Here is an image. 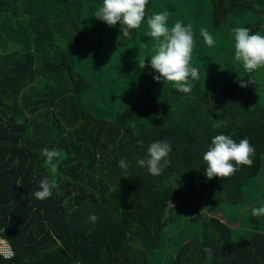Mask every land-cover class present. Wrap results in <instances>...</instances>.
<instances>
[{
    "label": "trees",
    "instance_id": "trees-1",
    "mask_svg": "<svg viewBox=\"0 0 264 264\" xmlns=\"http://www.w3.org/2000/svg\"><path fill=\"white\" fill-rule=\"evenodd\" d=\"M155 1L148 0L141 24ZM211 1L217 28L258 24L257 31L264 24V0ZM102 3L0 0V234L14 251L11 259L0 255V264H151L176 209L197 230L177 249L175 264H264L257 206L246 220L250 234L237 241L222 220L237 221L232 206L246 203V189L263 168L264 106L255 76L241 74L254 81L242 87L239 75L224 74L216 94L205 92L200 79L188 94L166 87L160 99L143 96L104 119L83 101L93 84L77 63ZM115 27L124 44L140 31L124 37L119 22ZM218 134L237 143L247 138L255 148L253 164L223 180L208 179L203 161ZM155 141L172 149L160 175L138 163ZM44 148L61 153L59 188L38 200L32 193L49 175Z\"/></svg>",
    "mask_w": 264,
    "mask_h": 264
},
{
    "label": "rangeland",
    "instance_id": "rangeland-1",
    "mask_svg": "<svg viewBox=\"0 0 264 264\" xmlns=\"http://www.w3.org/2000/svg\"><path fill=\"white\" fill-rule=\"evenodd\" d=\"M212 8L211 0H156L148 18L154 13L167 11L169 28L177 21L185 26H192L195 42L190 64L199 69L200 83L205 92L219 93L222 90L221 84L228 79L224 74L232 76L235 73L230 79L239 74L253 75L259 83L261 103L264 106V69L247 73L242 63L235 61L232 33L234 27L244 26L250 29V34L264 35V24L259 25L261 28L257 31L258 24H223L222 28H217L212 22ZM147 20L145 24H141L138 37L132 35L127 44L122 40L118 41L121 33L115 26H109L98 19H93L94 24H89L88 41L82 50V59H78L77 63H80V72L93 84L92 89L84 94L83 101L104 119L114 120L119 112L137 104L141 97L151 95L160 99L166 87H175L171 82H157L154 79L159 73L150 66L155 40L148 35ZM254 20L253 16L248 17L249 22L253 23ZM201 28H206L213 36V46L209 47L204 42L200 35ZM141 36L145 38L142 39ZM141 58L146 60L143 69L138 67V60ZM250 183L252 185L246 189V203L232 206L237 211V221L233 222L227 216L222 219L228 221L236 232V241L250 234L246 220L250 219L251 207H264V162L261 173ZM172 217L171 230L161 241L159 252L151 264H175L177 249L184 239L190 238L197 230L189 225V214L176 209Z\"/></svg>",
    "mask_w": 264,
    "mask_h": 264
},
{
    "label": "clouds",
    "instance_id": "clouds-1",
    "mask_svg": "<svg viewBox=\"0 0 264 264\" xmlns=\"http://www.w3.org/2000/svg\"><path fill=\"white\" fill-rule=\"evenodd\" d=\"M147 4L148 0H103L94 17L106 22L109 26H115L119 22L122 35L128 37L131 30L140 28ZM168 19V12L163 11L154 13L147 20L148 35L155 40L154 54L150 56V66L159 73L154 76L157 82L161 80L171 82L180 92L188 94L193 88L191 81H197L200 77L199 69L190 64L195 42L193 29L190 24L185 26L180 21L169 28ZM232 33L235 61L241 62L247 73L264 69V35L250 34V29L244 26L234 27ZM200 35L209 47L214 45L213 36L206 28L200 29ZM145 66L146 60L139 59L138 67L143 69ZM244 77L239 74L242 87H246L248 82H254L250 78L249 81H245ZM223 123V121L217 122L213 127L220 128ZM171 151L167 141L152 142L147 149V158L139 159V166L147 167L152 175H160L163 167L170 164L167 157ZM254 153L255 148L247 138L237 143L230 135L214 136L208 150L203 154V161L207 166L205 169L207 178L218 177L223 180L234 175L238 166L250 167L253 164ZM42 155L45 157L43 164L48 169L49 175L39 181V190L32 193L38 200L51 197L52 190L59 188L55 178L58 170L55 161L61 153L58 150L44 148ZM119 167L126 171L128 164L121 159ZM252 215L257 217L264 215V207L253 208ZM90 220L95 222L97 217L91 215ZM0 254L5 259H11L13 255L9 246L2 240H0Z\"/></svg>",
    "mask_w": 264,
    "mask_h": 264
},
{
    "label": "built area",
    "instance_id": "built-area-1",
    "mask_svg": "<svg viewBox=\"0 0 264 264\" xmlns=\"http://www.w3.org/2000/svg\"><path fill=\"white\" fill-rule=\"evenodd\" d=\"M0 240H2V241H4L8 246H9V248H10V250H11V252H12V257L14 256V251H13V247L11 246V244L8 242V240H6L4 237H3V235H1L0 234ZM0 255H2V254H0ZM3 256V255H2ZM4 257V256H3Z\"/></svg>",
    "mask_w": 264,
    "mask_h": 264
}]
</instances>
